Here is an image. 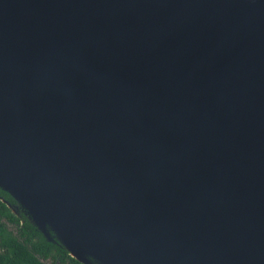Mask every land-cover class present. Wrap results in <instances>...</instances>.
<instances>
[{"label":"water","instance_id":"95a60500","mask_svg":"<svg viewBox=\"0 0 264 264\" xmlns=\"http://www.w3.org/2000/svg\"><path fill=\"white\" fill-rule=\"evenodd\" d=\"M0 189L82 264H264V0H0Z\"/></svg>","mask_w":264,"mask_h":264},{"label":"trees","instance_id":"16d2710c","mask_svg":"<svg viewBox=\"0 0 264 264\" xmlns=\"http://www.w3.org/2000/svg\"><path fill=\"white\" fill-rule=\"evenodd\" d=\"M0 194L14 202L5 191L0 190ZM10 226L15 227L16 233ZM0 244L4 246V251L0 252V264H44L41 259L48 257L58 263L69 261L71 264H82L71 257L59 243L46 240L24 215L18 217L1 200Z\"/></svg>","mask_w":264,"mask_h":264},{"label":"flooded vegetation","instance_id":"af4514ba","mask_svg":"<svg viewBox=\"0 0 264 264\" xmlns=\"http://www.w3.org/2000/svg\"><path fill=\"white\" fill-rule=\"evenodd\" d=\"M1 190V189H0ZM13 199V198H12ZM0 200L7 205L8 208L11 209L12 212H14L16 215H18V217H21L22 215H24L26 218V214L24 213V211L16 204V202H10L9 200H7L4 196H2L0 194ZM28 219V218H27ZM10 229H12L14 231V233H16V230H15V227L13 226H10L9 227ZM21 240V239H20ZM51 242L55 243V244H58L57 241L55 240H50ZM4 251V246H2L0 244V252H3ZM41 261L44 263V264H71L69 261L65 262V263H58V261H54L51 259V257H48L46 259H41ZM55 262V263H54Z\"/></svg>","mask_w":264,"mask_h":264}]
</instances>
